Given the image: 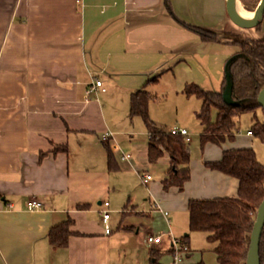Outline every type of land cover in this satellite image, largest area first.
<instances>
[{
  "label": "crops",
  "instance_id": "1",
  "mask_svg": "<svg viewBox=\"0 0 264 264\" xmlns=\"http://www.w3.org/2000/svg\"><path fill=\"white\" fill-rule=\"evenodd\" d=\"M171 2L180 22L165 0H0V264H157L154 253L171 247L169 232L189 236L191 245L190 234L182 236L190 231V199L238 196L239 180L205 163L196 182L167 190L170 154L151 163L147 139L127 146L141 123L130 117L127 94L174 82L201 108L185 87L222 91L225 66L239 51L186 27L227 26V0ZM94 78L113 83L114 92L87 100ZM105 133H112L110 143L101 141ZM119 143L133 150L131 159H121L125 152L112 146ZM226 143L225 151L234 148ZM223 152L213 150L205 162ZM155 164L165 169L160 180L150 174ZM137 183L146 191L142 200L134 196ZM33 199L44 208L29 209ZM69 219L68 246H53L50 230ZM149 234L163 242L146 245Z\"/></svg>",
  "mask_w": 264,
  "mask_h": 264
},
{
  "label": "trees",
  "instance_id": "2",
  "mask_svg": "<svg viewBox=\"0 0 264 264\" xmlns=\"http://www.w3.org/2000/svg\"><path fill=\"white\" fill-rule=\"evenodd\" d=\"M259 4L260 0H240L242 6L251 9L250 2ZM168 12L175 20L177 18L171 0H165ZM187 28L200 35L204 42H217L232 45L241 49L242 56L232 64L234 75L233 98L243 101L241 106L228 105L223 99V89L211 92L195 84H188L184 93L187 96H197L202 99V106L196 112V117L203 126L201 144L208 143L222 146L227 141H234L238 132V117L245 112L254 113L251 131L257 138L264 141V121L257 117V110L263 109L258 97L264 88V37L260 39L245 38L243 32H229L221 29H211L204 26ZM158 78L153 80L157 83ZM158 96L152 92L138 89L131 94L130 117H142L149 134V159L156 163L166 153L171 156V166L167 177L163 180L165 189L178 187L180 190L192 179L190 167L191 154L185 138L160 128L150 116V103ZM213 110H217V118L213 119ZM264 110V109H263ZM67 151L68 148L57 146L56 152ZM108 165L112 170L115 164L114 153L108 146ZM212 170L220 171L239 180L237 197L215 199H190V231L205 232L208 240L215 244V252L220 264H246L250 250L251 233L257 218L258 208L264 200V163H262L254 148H234L226 150L223 157L217 161L206 162ZM86 209L89 205H79ZM73 220L69 219L54 226L49 234L50 243L58 248H65L73 234ZM187 242L189 236L182 238ZM160 252H155L158 258ZM261 264H264V230L260 243ZM197 264H206L201 261Z\"/></svg>",
  "mask_w": 264,
  "mask_h": 264
},
{
  "label": "rangeland",
  "instance_id": "3",
  "mask_svg": "<svg viewBox=\"0 0 264 264\" xmlns=\"http://www.w3.org/2000/svg\"><path fill=\"white\" fill-rule=\"evenodd\" d=\"M249 2L251 9L257 8L258 5L256 2L253 1H249ZM244 10L247 12H252L246 8H244ZM221 30L229 31V32L230 31L243 32V36L245 38L260 39L264 37V21L258 27L251 30H243L237 27L232 22L229 23L227 26L221 28ZM238 54H241L240 48L238 53H236L235 55ZM106 84H107L106 88L107 90L109 88V91L107 93H101L103 98H105L106 95L108 94L110 95L112 92H114L116 87L114 86L112 89H110V87L114 84L109 83V81ZM174 85H175L174 82H170V83L166 82V83H159L156 86H154L155 92H153V94L158 96V98L156 100H152L150 103V116L157 123V125L160 128L164 129L165 131L171 132V128L173 129L175 127L178 128L186 127L192 133L193 137L191 136V141L186 143L189 146L190 154H191L190 167L192 171V178H194V181L196 182L198 179L197 177L200 172V169L203 167L204 163L206 165L205 158H208L210 154H213L211 153L213 150L222 153L225 144L222 146H217L215 144L208 143L204 147L202 146L201 138H200L201 126L194 113L195 111L200 109V106L199 107L195 106L194 103L192 102L193 100L188 99L182 92L177 91ZM126 98L130 102L131 96L129 94H127ZM214 112L215 110H213V114ZM257 117L261 121H264L263 109L259 108L257 110ZM138 118L141 120V123L140 126H138V128L136 129V133H134V136L131 138L132 141L130 142L129 139L126 140L127 146L129 147H131L134 143L138 144L139 146L142 143H145L144 141L146 139L147 141H149V136H148L149 134L147 132L146 124L142 119V117H138ZM253 118H254V113L252 112H245L243 115H241V118L238 117L237 121L239 122V124H238V132L236 134V139L234 141H228L226 144H230L234 148H254L259 160H261L262 163H264V141L257 138L256 135H254L253 132L251 131L254 122ZM247 132L248 134L249 132H252V134L248 135ZM120 146L125 153L127 154L133 153V150L125 149L122 144H120ZM164 173H165V169H163V167L157 164L153 165L152 169L150 170V174H152V176L156 180H160L161 178H163ZM145 193L146 191L143 188H141L140 185L137 183L134 189V196L138 200H142L144 199ZM187 233L190 234V241H191L190 249L192 250V252H190V254L187 255L188 257L185 256V261L183 264H197L201 261H204L206 264H220L218 255L215 252V244L211 243L208 240L207 233L190 232L188 230L182 233V236H185V234ZM169 249H171V247L163 250L158 258L155 257L157 264L159 263L172 264L174 262L173 254Z\"/></svg>",
  "mask_w": 264,
  "mask_h": 264
},
{
  "label": "water",
  "instance_id": "4",
  "mask_svg": "<svg viewBox=\"0 0 264 264\" xmlns=\"http://www.w3.org/2000/svg\"><path fill=\"white\" fill-rule=\"evenodd\" d=\"M237 3H239L240 6L242 7L240 0H227V12L229 18L231 22L234 23L237 27L243 30H251L258 27L264 21V0H260L257 8L253 12L254 18L249 21H245L239 16L237 12V7H238ZM241 56L242 54H238L231 57L225 66L226 85L223 90V99L228 105L231 106H241L244 104L243 101H236L233 98L234 75L232 72V64ZM258 102L260 106L264 109V88L259 93ZM263 230H264V200L262 201V203L258 208L257 218L251 234L250 250L248 253L246 264H261L260 243H261V236Z\"/></svg>",
  "mask_w": 264,
  "mask_h": 264
},
{
  "label": "built area",
  "instance_id": "5",
  "mask_svg": "<svg viewBox=\"0 0 264 264\" xmlns=\"http://www.w3.org/2000/svg\"><path fill=\"white\" fill-rule=\"evenodd\" d=\"M99 91L106 92L107 88L104 85L102 80L95 78L94 81L88 85V88L86 90V99L90 100L94 95L96 94L98 95ZM171 133L179 134L183 136L187 143L191 141V134L186 128L175 127L171 129ZM249 134H252V132H249ZM112 137L113 136L110 133H105L102 135L101 141L110 143V140L112 139ZM112 146L118 151L121 150V148L117 145H112ZM131 158H132V154L121 153V159L123 161L129 160ZM144 179L146 182H148L152 179V176L144 175ZM104 205L108 207L110 203L105 202ZM28 206H29V209L31 210H40L44 208L43 203L35 199L31 200ZM110 214L111 213L108 209L103 211V222H104L107 234L111 233V229L109 228V225H108L109 219L111 216ZM164 214L167 217L169 216L168 211L164 212ZM168 236L171 238V250L173 252V256L175 259V264H183L185 261V256L188 257L187 255H189L191 252L190 246L186 242H184L182 238L174 237L173 233L171 232L168 233ZM145 242H146V245L150 247H154L155 245H158L163 242V235L149 234Z\"/></svg>",
  "mask_w": 264,
  "mask_h": 264
},
{
  "label": "bare ground",
  "instance_id": "6",
  "mask_svg": "<svg viewBox=\"0 0 264 264\" xmlns=\"http://www.w3.org/2000/svg\"><path fill=\"white\" fill-rule=\"evenodd\" d=\"M238 7H237V12L239 14V16L245 20V21H249L252 20L254 18V13L253 12H247L245 11L239 3H237Z\"/></svg>",
  "mask_w": 264,
  "mask_h": 264
}]
</instances>
